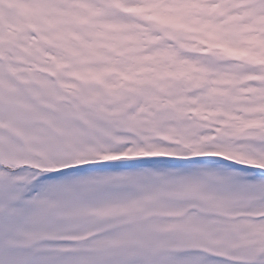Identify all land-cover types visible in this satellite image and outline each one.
<instances>
[{
    "label": "snow or ice",
    "instance_id": "1",
    "mask_svg": "<svg viewBox=\"0 0 264 264\" xmlns=\"http://www.w3.org/2000/svg\"><path fill=\"white\" fill-rule=\"evenodd\" d=\"M0 264H264V0H0Z\"/></svg>",
    "mask_w": 264,
    "mask_h": 264
}]
</instances>
